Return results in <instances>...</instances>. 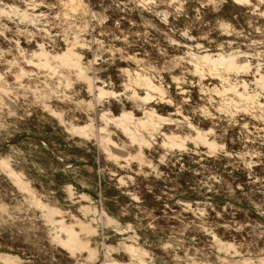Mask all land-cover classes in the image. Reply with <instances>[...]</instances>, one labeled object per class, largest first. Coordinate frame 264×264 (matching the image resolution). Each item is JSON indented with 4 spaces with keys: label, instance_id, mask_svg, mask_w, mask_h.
I'll use <instances>...</instances> for the list:
<instances>
[{
    "label": "rangeland",
    "instance_id": "374dc122",
    "mask_svg": "<svg viewBox=\"0 0 264 264\" xmlns=\"http://www.w3.org/2000/svg\"><path fill=\"white\" fill-rule=\"evenodd\" d=\"M40 46L51 53L72 46L94 85L118 98L94 104L73 70L65 86L37 68L28 60ZM232 52L248 71L221 69L220 78L195 67V56ZM20 68L28 73L17 79ZM0 72V159L33 190L20 189L0 165V253L20 264H264V87L256 85L264 76V0H0ZM129 74L164 89L142 106L177 120L162 132L194 137L188 120L209 130L216 147L191 139L165 147L158 134L140 160L138 145L109 125L121 146L115 159L96 137L67 132L68 122L101 127L107 108L142 116L131 94L146 91ZM244 84L254 96L238 94ZM33 197L61 210L55 220L88 223L95 233L79 236L94 255L55 241L58 223ZM127 244L147 252L144 263Z\"/></svg>",
    "mask_w": 264,
    "mask_h": 264
},
{
    "label": "bare ground",
    "instance_id": "6f19581e",
    "mask_svg": "<svg viewBox=\"0 0 264 264\" xmlns=\"http://www.w3.org/2000/svg\"><path fill=\"white\" fill-rule=\"evenodd\" d=\"M235 1H236V3L240 4V3H249L250 0H235ZM73 47H74V45H73ZM73 47L72 46L67 47L63 51L51 53V52L47 51L46 49H44L42 46H40L38 51L37 50L32 51V54H31V56H29L30 59L28 61L30 63H32L33 65H35L37 68L44 69L45 71H48L50 74L56 75L57 80H60L62 83H64L63 85H65V86L71 85L70 84L71 79L68 77V76H70L68 70L71 69L70 72H72V70H73L75 73V76H77L80 80H84L88 84L89 90L92 92L94 100H95V101L93 100V103L94 102L95 103L100 102L102 100V98H104L106 96H110V97L116 96L114 91H111L109 89H105L103 87H97L94 85L93 79L85 73V67H84V65H82V62H81V55L78 52H76ZM202 66L204 68L206 66L210 71H214V75H215V73H217V72L219 73V71H220V73H219L220 78H221V74H222L221 69H223L224 71L225 70L226 71L232 70V72H234V71L235 72H239V71L245 72V71H248L250 68V64L238 62L237 61V55L234 52L229 53V54L218 53L216 56H213L209 53H206V54H203L200 56H195V67H196V69L199 71L198 68H200ZM66 69L68 72H66ZM26 71L27 70H25L24 68H20L18 70V72H16V75H15L16 78L20 79L21 77H23L26 73H28ZM48 72H47V74H48ZM64 73H66V76ZM134 76L131 77L129 74L130 82L131 83L133 82L135 87L137 85H140L139 87L142 86L146 91L145 95L142 96V95H139V93L136 92L135 89L131 88V89H133V91H132L133 93L131 94L132 95L131 97L135 101L134 102L135 106H137L138 108H141L142 113H143L142 116H136L132 111L127 110L123 106H122L120 113H118L117 115L114 114L110 109L107 108L105 111H103L100 114V119L102 120L104 126L102 125L101 127H96L97 125H95V123H93L92 121L87 122V123L82 124V125H79V124L77 125L75 123L68 122L69 124L66 126L67 132H69L71 135H78V136H81V137L86 138V139H89L91 136L96 137V139H98L100 141L101 146L107 151V153L109 152L111 155L113 154V157H114L115 156L114 154L118 152L116 149L121 150V148H120L121 146L120 147L116 146L115 142L112 140V138L110 136V133H112V132L109 131L108 126L113 125L117 128H120L123 131L124 135L126 134L128 136V137L127 136L126 137L129 138L132 143L135 142L136 143L135 145H138V151H137L138 155L137 156L140 158V160H141V158L144 157V156L141 157L143 155L142 154L143 153V147H150L154 142L153 141L154 137H156V135H158V134L162 136V138H163V140H162L163 145L162 146H165V147H171V148L172 147H184L186 140H188V139L189 140L191 139V141H194L197 144H198V142H201L204 145H207V147H209L210 149L211 148L214 149V147H216L217 144L213 140H210L209 137L207 138L209 130L200 129L199 127H196L195 125H193L188 120H185L183 123L187 124L188 127H190L191 129H193V131H195L196 135L195 136L193 135L194 137H191V136L189 137L187 135L182 136L181 134L178 135L177 133L172 132V131L170 133L162 132L161 127L164 123L165 124L167 123L168 125L173 124V123L177 124V120L172 119V117L169 114H168V116L167 115L164 116V115L160 114L152 106H150V107L145 106L144 108H142V106L144 104L148 103L153 98L154 93H158L159 95L163 96L165 94V91L163 88L160 87V85H156L151 80H149L150 78H148V77L146 78L145 75H144L145 77L141 76V75H137V74L135 77ZM0 81H1L0 83H2V81H4L2 78L1 72H0ZM131 83H129V84L127 83V84L132 85L133 83L132 84ZM227 84H229V83H227ZM54 85H56V84H54ZM128 85H126V86L129 87ZM256 85L264 87V76L263 75L259 74V77L256 79ZM0 86H1L0 91L4 92L5 89H4L3 84H0ZM48 86L50 87V84ZM59 86H60V84H59ZM231 86L229 89L233 90L234 88H231ZM243 86H244V92H238V94L241 95V97L243 96V97L248 99L251 96H254V94L253 95H250V93L248 94V92L246 91V85L245 84ZM55 87L57 88V86H52V90L55 89ZM131 87H133V86H131ZM232 90H231V92H232ZM1 92H0V98L2 95ZM236 92H237V90H236ZM252 98H254V97H252ZM252 102H253V100H252ZM86 104L90 105L92 103L87 102ZM46 107H48V105H46ZM51 112L54 113L63 123L66 122V121H64L63 117L61 116V114L59 112L54 111V110H51ZM112 148L114 149L115 152L111 151V150H113ZM121 154L122 153L116 154V155H118L117 157H119ZM131 156H129V158ZM125 157H127V156H125ZM134 157H136V156H134ZM114 158L117 159L116 156ZM137 160H139V159H137ZM0 165L4 169H6L10 178L14 181V183L16 185H18V187L20 189H25L30 194H33V190L29 186L28 182L23 180L20 173H18L16 170H14L10 166L7 158L6 159L1 158L0 159ZM67 190L69 191V194H70L68 197H70L73 194L72 189H71V185H69V184L67 185ZM83 196H84V199L87 198V195H83ZM33 200L35 201L36 205L39 206L42 209V211H44V213H45L44 215L46 216L47 221L49 220L48 222H52V223H56V224L58 223V226H57L58 229L56 228L57 233L55 234V241L57 240V242H60L63 245V247L68 248L71 251L78 249V248H82V249H78V250H83L85 248H89L87 245V242L81 240V238L79 236V235H83V234H79L80 231L81 232L86 231V232H90V233H95V231L92 229V227L90 225H88V223H84L77 218L75 219L74 223H69V224L65 223L64 222L65 220L63 221V219L55 220V218H54L55 215L61 214V210L59 208L42 202L40 199H38V197H36L35 199L33 197ZM82 207H84V209L86 208V206H83V205H82ZM94 210H93V212H95ZM106 221H111V219L107 217ZM77 226L79 227V230H77L75 228ZM93 228H94V226H93ZM86 232H84V233H86ZM60 233H63V236L65 233L66 238L65 239L61 238L62 236L60 235ZM83 239H85V238H83ZM130 239H132V238H130ZM215 240H216V238H215ZM218 241H219V239H218ZM219 243L221 244L223 242H218V245L220 246ZM120 244H123V243L120 242ZM222 246H225V245H222ZM104 247H107V246H105V244H104ZM139 247L140 246L135 247L134 245H128V244L125 246L128 255H131L132 257L137 258L140 262L144 263L145 260H143V256L146 255L147 252L144 249L139 248ZM231 247H232V245H231ZM89 249H90V251H87V252H93L94 247L92 248L93 250H91V248H89ZM107 249H109V248H106V250ZM223 249H225V248L223 247L222 250ZM226 249H227V247H226ZM85 250H88V249H85ZM112 250H114V249H112ZM92 254L94 255V252ZM105 256H107V254ZM105 258H109V255H108V257H105ZM259 259H261V258H259ZM105 260L108 261L107 259H105ZM111 260H112V262H109ZM111 260L109 259V261H108L109 264H128L129 263V261H128V263L127 262L122 263V262H118V261H113V259H111ZM246 260L249 261V259H246ZM0 261L3 262L4 264H20L17 260V257L10 255V254H6V253H0ZM106 261L104 263H107ZM104 263L101 262V264H104ZM248 263H251V262L249 261Z\"/></svg>",
    "mask_w": 264,
    "mask_h": 264
}]
</instances>
